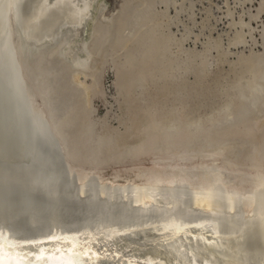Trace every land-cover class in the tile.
<instances>
[{
  "label": "bare ground",
  "instance_id": "bare-ground-1",
  "mask_svg": "<svg viewBox=\"0 0 264 264\" xmlns=\"http://www.w3.org/2000/svg\"><path fill=\"white\" fill-rule=\"evenodd\" d=\"M156 1L121 0L112 9L110 0H0V30L13 20L17 35L10 85L24 91L42 132L31 157L43 173L39 181L62 186L82 202L96 196L126 209L118 217L103 212L73 223L48 214L54 219L43 228L32 227L28 213L3 216L0 242L48 250L67 241L100 251L112 247L111 255L99 252L102 258L129 264H264V51L255 45L249 54L241 50L232 65L242 68L226 71L234 73L226 81L224 72L209 77V48L199 53L186 46L172 25L165 32V16L158 21L153 14ZM164 11L172 18L179 13H170V2ZM263 12L260 0L250 21L241 17V27L253 35L251 21ZM260 34L264 38V27ZM235 40L248 44L244 31ZM109 59L123 115L109 109L118 123L108 122L106 111L98 124L91 119L93 94L103 92L99 70ZM223 95L229 98L218 100ZM152 156L155 165L135 179L98 171L104 161ZM18 161L25 164L22 157L3 163ZM14 219L21 229L13 228Z\"/></svg>",
  "mask_w": 264,
  "mask_h": 264
},
{
  "label": "water",
  "instance_id": "water-1",
  "mask_svg": "<svg viewBox=\"0 0 264 264\" xmlns=\"http://www.w3.org/2000/svg\"><path fill=\"white\" fill-rule=\"evenodd\" d=\"M26 3L27 0H24L23 4ZM12 24L15 25L13 20L7 22L6 32L3 29L0 30L2 33L0 35V156L5 155L3 160L11 163L22 157L25 164H21V161L5 164L2 159L0 160V217L28 213V217H34V220L30 218L32 227L43 228L48 224L45 221L49 222L54 219L48 217V214L56 216L58 222L70 223L94 220L98 214L103 212L112 214L114 217L125 215L126 209L107 204L96 196H90L86 202H82L81 198L67 194L62 186L52 187L47 181H39L43 173H40L31 157L33 158L37 151L34 145L36 144V132L40 133L41 130L33 123L34 120L27 105V97L23 94L24 91L21 89L16 91L14 84L13 88L10 85L12 79L9 60L13 55L12 49L17 54L13 44L17 35L13 31ZM12 44L13 46H11ZM11 61L13 62V60ZM15 65L17 66L16 63ZM250 100L249 108L252 111L258 101L257 95L251 96ZM24 165L27 169L22 173L21 168ZM34 179L37 181L35 186H33ZM53 188H56V192L60 193L58 196L53 192ZM61 194L67 199H64ZM185 214L190 216L188 212ZM241 224L244 226L243 223ZM12 226L15 229H21L22 225L18 219H14ZM221 228L224 232L228 229L226 226H221ZM254 228L252 225L245 224V229L251 233ZM47 242H52V240H42L40 244L43 245ZM67 242H62L57 247L53 246L50 250L42 248V246H35L32 242L20 245L0 242V264L130 263L129 260L124 261L119 258L115 262L102 258L99 252L107 251L108 255H111L113 251L109 249L113 250L112 247H105L100 251L94 245L81 247L78 244ZM18 247H20L19 250ZM14 252H17L18 256ZM12 253H14V257H12ZM133 264H139V262Z\"/></svg>",
  "mask_w": 264,
  "mask_h": 264
},
{
  "label": "rangeland",
  "instance_id": "rangeland-1",
  "mask_svg": "<svg viewBox=\"0 0 264 264\" xmlns=\"http://www.w3.org/2000/svg\"><path fill=\"white\" fill-rule=\"evenodd\" d=\"M120 1L121 0H110L112 9L117 7ZM167 2H170V13L172 15L175 14L176 9L179 10L178 16H176V14L173 18L168 17L167 12L164 11ZM259 5L260 0H240V3L239 0H157L153 14L158 15L156 17L158 21H162L161 16H165V18L163 17L164 20H166L163 27L164 31L166 32L165 28L172 25L173 30L178 33V38L186 41V46L195 48L200 51L199 53H205L209 48L210 59L214 62L212 64L213 67L211 66L212 68H210L209 77L214 78L220 72H224L220 76V79L226 81L234 75L233 71L229 72V75H227L226 71H230L236 67L235 70H237V68L238 70L235 73H238L242 68L239 63L238 66L237 63L232 65V63H234L233 61H239L238 59L243 53L241 50H245L244 52L249 54L251 48L255 45L256 49L264 51V38L262 34H260V29L264 27V12L259 18L252 19L251 21V24L254 26L253 35L250 33V28L248 26L241 27V17L246 21H250L251 13H255ZM232 10H234L235 13L234 11L232 12ZM231 13H234V16ZM223 14H227L228 16H222ZM146 22L147 26L149 23L151 24L148 20H146ZM154 26L158 27L156 25ZM243 31L246 34L248 44L241 43L235 45L238 41L235 40L234 42V39L238 38ZM196 36L199 38L197 37V39ZM187 37L188 39L186 40ZM254 38L259 41L258 44H254ZM208 45L210 47H206ZM124 51L126 52L125 49H122L120 53L123 55ZM99 72L101 75L99 78V87L103 88V92L98 90L96 94H93L92 107L94 114L91 115V119L94 118L99 124L103 117L100 115L107 111L108 122L117 124L118 120L114 119L109 113V109L114 108L122 114L118 103V98L120 96L117 94L116 84H114L116 69L112 65V59H109L105 68L100 69ZM189 76V80L191 81L193 74ZM92 78L93 77H89L88 81L91 82ZM239 80L240 78H238L237 81ZM223 98L229 97L223 95L220 96L218 100L222 101ZM203 111H205V109H202L200 114H202ZM124 118H126V116H124ZM122 129L124 130L123 125ZM149 157H142V159L129 157L126 159L104 161L97 164L99 167L98 171L106 178H117L119 180L135 179L137 174L140 173L141 169H144L146 165H155L152 161L153 156L152 158ZM197 160L198 159H195V161ZM86 166L89 167V165Z\"/></svg>",
  "mask_w": 264,
  "mask_h": 264
}]
</instances>
